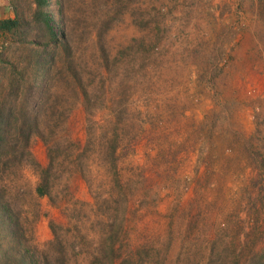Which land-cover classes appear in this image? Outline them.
Here are the masks:
<instances>
[{
  "label": "rangeland",
  "instance_id": "374dc122",
  "mask_svg": "<svg viewBox=\"0 0 264 264\" xmlns=\"http://www.w3.org/2000/svg\"><path fill=\"white\" fill-rule=\"evenodd\" d=\"M50 8L81 82L66 58L40 98L32 33L0 34V108L49 137L0 162V264H264V0Z\"/></svg>",
  "mask_w": 264,
  "mask_h": 264
},
{
  "label": "trees",
  "instance_id": "16d2710c",
  "mask_svg": "<svg viewBox=\"0 0 264 264\" xmlns=\"http://www.w3.org/2000/svg\"><path fill=\"white\" fill-rule=\"evenodd\" d=\"M9 1L14 10V15L0 19V34L5 37L9 34L15 40L27 42L24 40L28 38L29 33H32L30 40L36 42L38 46L33 51L36 74L30 88L36 90L37 94H39L38 96L43 98L45 90L53 83L59 63L66 64V58L70 63L72 76L76 81L81 82L80 72L76 67L77 63L73 60L75 54L73 39L65 27L58 24V21L54 18L50 8V0H28L30 10L28 14L20 6L18 0ZM13 86L19 88L18 82L13 84ZM14 105L15 103H12L7 108H0V162L4 161V154L8 156L4 162H7L10 157H16L22 140H25L24 148L29 147L30 134L28 131L33 127L38 130L45 141H49V137H46L43 131H39L40 120H35V122L33 119L31 122L23 120L22 125H20L15 118ZM57 124L56 121L53 126L55 127ZM13 128L17 133H12ZM53 160L52 158L50 163L41 171V178L36 186L39 195L51 194L52 184L49 175L55 166ZM9 209L8 204L6 202L3 203V200L0 199V233L2 229H9L14 235L17 233L18 223L16 217L12 215ZM24 263L37 264V262L32 260L27 261L25 257L18 261L15 260V263H13L12 259L8 260V264ZM107 264H112V262Z\"/></svg>",
  "mask_w": 264,
  "mask_h": 264
},
{
  "label": "crops",
  "instance_id": "0c3cea01",
  "mask_svg": "<svg viewBox=\"0 0 264 264\" xmlns=\"http://www.w3.org/2000/svg\"><path fill=\"white\" fill-rule=\"evenodd\" d=\"M14 10L9 0H0V19L13 16Z\"/></svg>",
  "mask_w": 264,
  "mask_h": 264
}]
</instances>
